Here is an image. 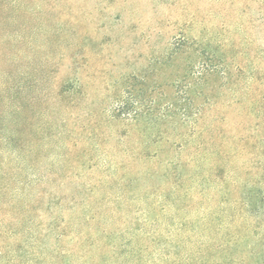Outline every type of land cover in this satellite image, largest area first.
<instances>
[{"label":"rangeland","instance_id":"374dc122","mask_svg":"<svg viewBox=\"0 0 264 264\" xmlns=\"http://www.w3.org/2000/svg\"><path fill=\"white\" fill-rule=\"evenodd\" d=\"M0 264H264V0H0Z\"/></svg>","mask_w":264,"mask_h":264}]
</instances>
